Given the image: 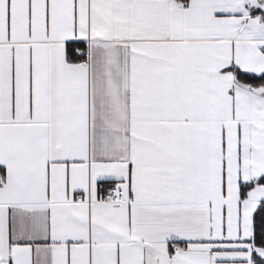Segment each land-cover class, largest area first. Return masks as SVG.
<instances>
[{"label": "snow or ice", "instance_id": "6c2138e0", "mask_svg": "<svg viewBox=\"0 0 264 264\" xmlns=\"http://www.w3.org/2000/svg\"><path fill=\"white\" fill-rule=\"evenodd\" d=\"M0 264H264V0H0Z\"/></svg>", "mask_w": 264, "mask_h": 264}]
</instances>
